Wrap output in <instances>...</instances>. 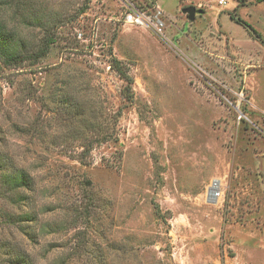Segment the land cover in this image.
Masks as SVG:
<instances>
[{
	"label": "rangeland",
	"instance_id": "374dc122",
	"mask_svg": "<svg viewBox=\"0 0 264 264\" xmlns=\"http://www.w3.org/2000/svg\"><path fill=\"white\" fill-rule=\"evenodd\" d=\"M0 1L29 50L55 40L0 63V167L34 183L17 205L0 184V264H264L263 3L129 0L160 37L119 0H31L28 28Z\"/></svg>",
	"mask_w": 264,
	"mask_h": 264
},
{
	"label": "trees",
	"instance_id": "16d2710c",
	"mask_svg": "<svg viewBox=\"0 0 264 264\" xmlns=\"http://www.w3.org/2000/svg\"><path fill=\"white\" fill-rule=\"evenodd\" d=\"M264 4V0H258ZM3 2L0 1V5ZM7 7L13 11L14 18H17L24 24L25 27L39 23L35 14L31 15L32 1L31 0H6ZM3 5V4H2ZM83 8L80 13H84ZM39 25V24H38ZM54 39L50 36L43 40L36 50H29L17 35L15 28H10L2 19H0V63L7 69H17L25 63L36 65L41 59L45 58L49 52ZM111 68L115 69L121 77L128 79L127 75L120 70V62L112 60ZM132 80H130L131 82ZM71 104V103H67ZM80 114V112H78ZM0 160H4L0 157ZM13 169V168H12ZM14 170V169H13ZM11 170L0 167V184L2 186L4 197L11 201V204H20L28 201L29 193L34 191V183L29 175L23 170ZM5 220L10 224H20L23 222H31L32 216H13L6 215ZM13 264H30L29 261L19 257L17 262Z\"/></svg>",
	"mask_w": 264,
	"mask_h": 264
},
{
	"label": "built area",
	"instance_id": "2783aa9c",
	"mask_svg": "<svg viewBox=\"0 0 264 264\" xmlns=\"http://www.w3.org/2000/svg\"><path fill=\"white\" fill-rule=\"evenodd\" d=\"M119 1L125 6V11L123 12L124 23L150 29L157 36H164L165 24L162 20V12L158 6L149 10L147 8L144 9L141 6H136L129 0ZM217 4L218 6H225L227 4V0H217ZM79 37H81V34H79ZM222 187L223 186L220 180H213L205 194L206 201H218L223 195Z\"/></svg>",
	"mask_w": 264,
	"mask_h": 264
},
{
	"label": "water",
	"instance_id": "95a60500",
	"mask_svg": "<svg viewBox=\"0 0 264 264\" xmlns=\"http://www.w3.org/2000/svg\"><path fill=\"white\" fill-rule=\"evenodd\" d=\"M182 14L186 17L187 21L192 22L196 14V9L194 7H187L182 10Z\"/></svg>",
	"mask_w": 264,
	"mask_h": 264
},
{
	"label": "crops",
	"instance_id": "0c3cea01",
	"mask_svg": "<svg viewBox=\"0 0 264 264\" xmlns=\"http://www.w3.org/2000/svg\"><path fill=\"white\" fill-rule=\"evenodd\" d=\"M199 6V5H198ZM200 7V6H199ZM201 8V7H200Z\"/></svg>",
	"mask_w": 264,
	"mask_h": 264
}]
</instances>
